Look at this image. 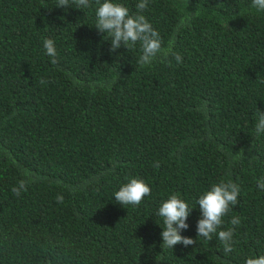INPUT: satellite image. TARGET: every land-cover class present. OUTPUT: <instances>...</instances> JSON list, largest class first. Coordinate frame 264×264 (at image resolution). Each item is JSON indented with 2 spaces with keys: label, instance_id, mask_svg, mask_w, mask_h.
Listing matches in <instances>:
<instances>
[{
  "label": "trees",
  "instance_id": "obj_1",
  "mask_svg": "<svg viewBox=\"0 0 264 264\" xmlns=\"http://www.w3.org/2000/svg\"><path fill=\"white\" fill-rule=\"evenodd\" d=\"M114 2L137 11L138 0ZM90 4L0 0V264H245L264 255V134L255 133L264 11L252 0H149L143 15L162 52L140 67V44L110 51ZM133 177L151 194L123 206L115 192ZM228 181L240 193L218 229L234 228L225 253L215 235L197 237L196 201ZM172 194L193 208L181 235L196 243L162 249L156 213Z\"/></svg>",
  "mask_w": 264,
  "mask_h": 264
},
{
  "label": "clouds",
  "instance_id": "obj_2",
  "mask_svg": "<svg viewBox=\"0 0 264 264\" xmlns=\"http://www.w3.org/2000/svg\"><path fill=\"white\" fill-rule=\"evenodd\" d=\"M98 5L96 8L95 27L101 32L106 33L111 40L110 51L115 52L122 45L127 49H132L137 43L140 44L141 55L138 59V65L144 67L151 65L162 52V42L158 31L153 28L143 12L147 9L149 0H138L136 4V13L132 14L129 8L122 3L114 0H95ZM74 6L79 9H85L91 6L90 0H57L56 7ZM252 6L258 11H264V0H252ZM43 47L46 55L51 57V63L58 61L55 42L51 38H45ZM167 52L164 55L167 56ZM175 59L178 63L183 62L182 56L176 54ZM45 83V81H41ZM255 133L257 136L264 134V111L258 113L255 124ZM157 168L159 164L155 165ZM258 187L264 189V179L258 183ZM26 191V186L21 183L19 187L13 186L11 191L14 195L20 196L21 190ZM240 187L238 184L228 181L213 184L210 190L204 191L197 199L196 203L201 216L197 221V237H203L209 241L216 238L223 244L224 252L229 253L233 250L234 228L219 230L223 224V217L228 214L232 206L238 204ZM151 194L150 186L141 178L133 177L127 183L123 184L115 192V201L119 204L139 205L145 196ZM57 202H63V196H57ZM193 208L177 194H172L167 200L163 201L156 215L163 218V231L161 233L163 243L162 249H173L177 244L184 246L193 245L196 240L189 236L181 235V230L189 227L188 217ZM231 225L237 226L241 223L239 217H233ZM245 264H264V255L249 257Z\"/></svg>",
  "mask_w": 264,
  "mask_h": 264
}]
</instances>
